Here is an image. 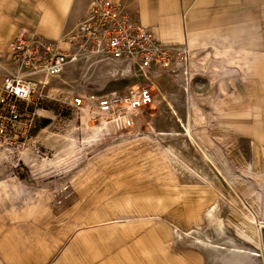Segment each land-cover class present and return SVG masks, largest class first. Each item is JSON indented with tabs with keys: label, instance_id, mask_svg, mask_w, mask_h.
I'll return each instance as SVG.
<instances>
[{
	"label": "rangeland",
	"instance_id": "374dc122",
	"mask_svg": "<svg viewBox=\"0 0 264 264\" xmlns=\"http://www.w3.org/2000/svg\"><path fill=\"white\" fill-rule=\"evenodd\" d=\"M7 51L0 49V82L4 74L13 70ZM194 79L198 76L188 82L197 89ZM168 81L169 87L162 81L163 86L177 96H154L148 112L134 127L126 129L113 124L115 128L111 129L102 123L108 120L92 118L84 109L71 108V95L76 91L102 93L144 84L147 79L141 74L113 79L103 69L72 65L39 87L33 103L22 110L23 120L28 119L30 126L22 131L20 125L18 137L11 143L0 142V264H49L55 259L54 254L67 244L68 236L79 231L84 218L101 207L94 217L104 220L112 216L108 206L114 204L109 198L150 197L148 202L153 209L157 208L161 186L172 177L166 171L171 166L177 169L176 158L170 161L173 151L184 148L183 154H189L187 151L193 146L191 165L198 168L208 165L192 139L188 140L190 144L184 142L186 136L181 126L188 117L185 105L193 111L192 120L198 117L195 112L205 106L204 101L196 96L187 103L186 97L179 93L183 80L172 75ZM154 82L151 81L153 95L158 93ZM243 102L240 99V106ZM150 124L159 130L149 129ZM167 126L171 128L166 129ZM229 148L230 145L222 146L223 156L228 159ZM250 148L247 140L240 138L239 163L231 166L224 159L227 167L238 174L234 178L229 173L214 178L199 200L200 193L187 195L186 211H182L189 214L188 220L179 227L172 222H168L170 226L164 224L167 220L158 210L145 214L161 222L159 235L163 238L174 235L172 248L193 253L200 250L205 257L203 264H239L247 259L249 264H264V224H259L264 221V214L259 211L260 215H254L256 224L247 223L245 232L251 243L237 237L233 230V221L237 219L234 217H251L247 209L250 210L252 197H264V178H249L244 173L248 165L258 173L263 170L264 161L258 160L263 158L262 151L259 156L252 155L255 160L252 162ZM164 154L169 155L171 168ZM178 154L182 159L183 154ZM177 163L192 171L182 161ZM253 188L259 194L252 192ZM181 195L178 193L176 197ZM127 212L130 213V208ZM125 228L134 231V225L127 224ZM49 253L53 258L45 256Z\"/></svg>",
	"mask_w": 264,
	"mask_h": 264
},
{
	"label": "crops",
	"instance_id": "0c3cea01",
	"mask_svg": "<svg viewBox=\"0 0 264 264\" xmlns=\"http://www.w3.org/2000/svg\"><path fill=\"white\" fill-rule=\"evenodd\" d=\"M90 1L0 0V49L7 51L19 31L58 37L64 29L75 25ZM109 1L122 7L159 41L168 44L187 41L190 45L192 55L188 79L177 76L183 80L179 93L186 97L187 103L198 96L205 106L197 108L195 114L198 113V117L191 120L193 111L185 105L184 113L188 117L181 126L186 136L184 142L190 144L188 140L192 139L208 165L202 168L191 165L194 163L190 161L193 146L188 149L189 154H183L186 152L184 148L173 151V157L170 154V161L175 157L193 172L176 159L177 169L171 168L169 155L164 154L171 168L165 174L172 177L161 186L160 197H156L157 208L153 209L148 202L150 197L109 198L114 205H109L108 209L111 217L116 218L102 220L94 217L103 207L94 211L91 217L84 218L78 232L68 236L67 244L57 255L54 254L55 259L49 264H203L205 257L200 250L193 253L172 248L170 243L174 235L163 238L159 235L161 222L153 215L145 214L158 210L167 220L164 224L170 226L168 222H172L174 227L188 220L189 214L184 208L188 194L200 193L199 200L214 178L228 176V173L233 178L238 175L227 167L224 159L229 160L231 166L239 163L240 138H245L252 147L249 161L255 162L252 155L259 156L260 150L263 158L258 160L264 161V0ZM147 76L156 81L154 88L158 93L154 96H177L165 89V86L169 87L168 80L172 75L156 71ZM193 76H198L197 80L194 79L197 89L188 82ZM240 99H244L241 106ZM170 128L167 126L166 129ZM149 129L159 130L151 124ZM224 145H230L229 154L225 153L229 159L223 156ZM178 153L183 154L182 159ZM262 169L258 173L248 165L244 173L249 178H264V165ZM178 193L182 195L176 197ZM252 198L249 202L252 212L246 208L251 217L237 216L233 221L237 237L250 243L252 240L245 232L247 223H257L254 215L264 214V197L255 195ZM127 224L134 225V231L127 230ZM45 256L53 258L50 253ZM239 264H249L248 259Z\"/></svg>",
	"mask_w": 264,
	"mask_h": 264
},
{
	"label": "built area",
	"instance_id": "2783aa9c",
	"mask_svg": "<svg viewBox=\"0 0 264 264\" xmlns=\"http://www.w3.org/2000/svg\"><path fill=\"white\" fill-rule=\"evenodd\" d=\"M192 49L187 41L168 44L153 37L145 26L109 0H91L74 26L56 38L19 31L7 56L13 70L0 82V142L11 143L30 126L22 110L33 103L39 87L72 65L103 69L113 79L141 74L147 82L113 91L71 95L70 106L92 118L128 128L154 104L147 76L168 71L188 78ZM149 82V83H148ZM9 141V142H8Z\"/></svg>",
	"mask_w": 264,
	"mask_h": 264
},
{
	"label": "bare ground",
	"instance_id": "6f19581e",
	"mask_svg": "<svg viewBox=\"0 0 264 264\" xmlns=\"http://www.w3.org/2000/svg\"><path fill=\"white\" fill-rule=\"evenodd\" d=\"M102 123H104V124H106V126L107 127H109V128H111V129H113V128H115V127H113V125H112V123H110V122H106V121H103ZM253 217V216H252ZM212 218H213V216H212ZM213 220V219H212ZM215 220V219H214ZM256 223V222H255ZM223 224V223H222ZM208 246H209V244H208ZM211 246V245H210ZM215 246V245H214ZM212 248V247H211ZM216 249V248H215ZM226 249V248H225ZM213 250V249H212ZM218 250V249H217ZM237 251V250H236ZM214 252H215V250H214Z\"/></svg>",
	"mask_w": 264,
	"mask_h": 264
}]
</instances>
